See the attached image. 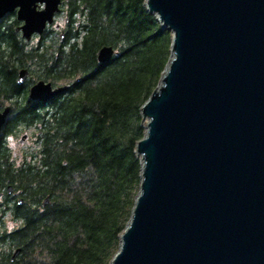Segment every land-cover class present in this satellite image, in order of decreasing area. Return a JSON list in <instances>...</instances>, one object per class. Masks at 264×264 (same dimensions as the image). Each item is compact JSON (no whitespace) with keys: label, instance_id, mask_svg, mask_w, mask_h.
Segmentation results:
<instances>
[{"label":"trees","instance_id":"trees-1","mask_svg":"<svg viewBox=\"0 0 264 264\" xmlns=\"http://www.w3.org/2000/svg\"><path fill=\"white\" fill-rule=\"evenodd\" d=\"M58 15L59 28L30 41L15 13L0 19V103L10 105L0 133V264H109L140 191L141 107L172 33L146 0H62ZM103 46L115 50L108 62L98 60ZM41 79L68 87L32 100ZM22 131L31 144L15 150L9 137Z\"/></svg>","mask_w":264,"mask_h":264},{"label":"water","instance_id":"water-1","mask_svg":"<svg viewBox=\"0 0 264 264\" xmlns=\"http://www.w3.org/2000/svg\"><path fill=\"white\" fill-rule=\"evenodd\" d=\"M61 2L0 0V19L15 12L30 41ZM146 6L171 31L172 57L141 107L140 191L109 264H264V0ZM114 53L101 47L99 62ZM27 75L20 69L17 82ZM67 87L41 79L28 96L45 102Z\"/></svg>","mask_w":264,"mask_h":264},{"label":"rangeland","instance_id":"rangeland-1","mask_svg":"<svg viewBox=\"0 0 264 264\" xmlns=\"http://www.w3.org/2000/svg\"><path fill=\"white\" fill-rule=\"evenodd\" d=\"M57 22H59L60 24H63L64 16L61 15L60 17H58ZM24 134H26L27 136L25 138V142L21 143L20 139L22 138V136ZM9 143L16 150L25 149L26 147H28L31 144L30 132L29 131H22L17 136H10L9 137Z\"/></svg>","mask_w":264,"mask_h":264},{"label":"flooded vegetation","instance_id":"flooded-vegetation-1","mask_svg":"<svg viewBox=\"0 0 264 264\" xmlns=\"http://www.w3.org/2000/svg\"><path fill=\"white\" fill-rule=\"evenodd\" d=\"M13 13H15V12H13ZM58 17H60V15H58V14L55 15V21H57ZM64 21H66V16H64ZM5 106H6V104L3 105V104L1 103V105H0V111L3 110ZM20 142H21V139H20ZM23 142H25V140H24ZM23 142H21V143H23ZM14 149H15V148H14ZM15 150H16V149H15ZM11 193H13V192H11ZM19 198H20V197L17 196V197H16V200H18Z\"/></svg>","mask_w":264,"mask_h":264},{"label":"bare ground","instance_id":"bare-ground-1","mask_svg":"<svg viewBox=\"0 0 264 264\" xmlns=\"http://www.w3.org/2000/svg\"><path fill=\"white\" fill-rule=\"evenodd\" d=\"M171 57H172V55H171Z\"/></svg>","mask_w":264,"mask_h":264}]
</instances>
